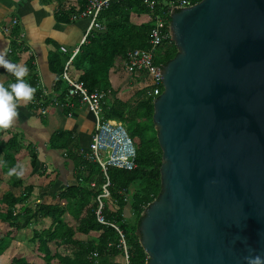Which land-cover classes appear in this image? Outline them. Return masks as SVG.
<instances>
[{"label": "water", "instance_id": "obj_1", "mask_svg": "<svg viewBox=\"0 0 264 264\" xmlns=\"http://www.w3.org/2000/svg\"><path fill=\"white\" fill-rule=\"evenodd\" d=\"M177 53L158 67L160 193L135 231L146 264L264 256V0L173 10Z\"/></svg>", "mask_w": 264, "mask_h": 264}, {"label": "trees", "instance_id": "obj_2", "mask_svg": "<svg viewBox=\"0 0 264 264\" xmlns=\"http://www.w3.org/2000/svg\"><path fill=\"white\" fill-rule=\"evenodd\" d=\"M152 1L159 2L155 12L148 9L144 0L112 2L100 14L102 29L92 32L87 42L80 47L71 66L72 75L74 71L81 72L77 79L88 91L105 92L103 117L124 124L136 149L135 168L132 171L115 168L107 170L110 181V201H113L118 208L111 211L105 202L104 210L105 218L108 221H115L125 233L129 246V264H146L147 262V256L139 244L135 231L141 213L160 193L161 150L152 122L154 98L147 96L146 90L137 91L126 100L118 98L117 91L112 90L109 71L118 60L125 59L129 52L149 48L148 36L153 26V17L168 11L163 6L162 0ZM187 1L193 5L201 0ZM82 2L84 4L83 0ZM131 14H150L152 17L148 23L135 25L130 21ZM70 15L61 13L66 21ZM176 53V47L174 43H171L165 50H160L156 63L165 65L174 58ZM68 57L69 55H62L59 52V54H51L49 58L50 67L57 76L53 92L60 103H66L68 99L66 97L67 84L61 77L63 64ZM32 69L29 63L28 70L32 71ZM33 79L34 77L31 78L30 85L35 88ZM35 96L40 101L41 94L37 90ZM56 136L55 139L66 141L68 147L65 148L66 156L75 165L77 184L60 190L58 198L59 201H64L63 205L38 203L33 208L28 207L27 199L33 191L31 186L22 188L18 194L9 192L2 196L0 222L7 224L12 230L26 229L39 218L51 220L47 229L39 231L34 229L31 238L32 243H38V252L42 254L41 261L28 263L24 259H14L11 264H110L115 256L120 255L115 247L118 236L112 228L98 224L94 216L97 206L95 198L100 192V185L104 183L101 169L98 164L88 162L78 156L77 151L73 152L68 145L71 140L65 137L64 132ZM14 150L13 139L6 144L0 142V155L3 156L1 169L8 174L11 187L19 189L22 184L21 178L9 175L10 169L17 165V160L11 153ZM31 165L33 167L36 165L34 155L31 157ZM91 183H95L94 188L90 187ZM126 206L130 207V218H126L123 213ZM66 213L74 219L75 227H70L64 222L63 216ZM90 232L99 233L97 240L81 241L74 238L76 234L87 235ZM5 240H0V251L3 249L2 243ZM54 241L68 247L70 253L67 255L52 253L48 244ZM94 253L96 257L93 256Z\"/></svg>", "mask_w": 264, "mask_h": 264}, {"label": "crops", "instance_id": "obj_3", "mask_svg": "<svg viewBox=\"0 0 264 264\" xmlns=\"http://www.w3.org/2000/svg\"><path fill=\"white\" fill-rule=\"evenodd\" d=\"M82 5V0H0V48L7 49L6 58L12 63L27 68L29 63L31 64L33 69L24 80L31 84V78L34 77L32 81L34 83L38 81V87L35 88L41 94L40 101L34 96L32 102L20 104L19 118L13 127L0 129V142L6 144L11 139L14 140L15 150L11 153L14 154L17 164H23L26 169L25 175L21 178V188L11 187L8 174L1 169L3 156L0 155V199L9 192L18 194L22 188L31 186L33 191L27 199L28 207L33 208L38 203L63 205L64 201H59L58 198L60 190L77 184L75 165L66 156L68 148L66 141L55 137L64 132L65 137L71 140L68 145L72 151H77V155L83 158L89 152L94 118L87 107L76 100L67 99L66 103L57 100L53 92L57 76L50 67L49 58L53 53L59 54L60 47L68 50L67 54H62L68 56L79 46L88 23L86 20L72 21L71 15ZM61 13L70 15L67 21ZM151 17L150 14H131L130 21L135 25H141L150 22ZM13 21L16 25H13ZM8 27L12 28L10 33L6 31ZM121 61L122 59L118 60L109 71V81L112 90L117 91L118 98L119 89L125 83L129 86L134 81L123 72ZM80 74L79 71L73 73L75 78ZM121 75L125 80L122 81L124 83L122 85L119 84ZM0 77L5 78V87L16 82V78L6 73L2 67ZM139 88L140 86H137L135 92ZM41 104L47 111L45 115L39 114ZM33 155L36 157L34 167L31 165ZM106 205L111 211L118 208L113 201H107ZM123 213L130 217V207L126 206ZM63 218L68 226L75 227V221L71 216L66 213ZM50 224L49 218H39L28 228L15 231L0 222V240L6 238L0 251V264H11L14 259H24L28 263L40 262L42 254L38 252V243L31 242L33 230L47 229ZM98 236L99 233L90 232L87 235L76 234L74 238L90 241L97 240ZM48 247L52 253L57 252L61 255L70 253L68 247L55 241L49 243ZM123 263L121 255L110 261V264Z\"/></svg>", "mask_w": 264, "mask_h": 264}, {"label": "built area", "instance_id": "obj_4", "mask_svg": "<svg viewBox=\"0 0 264 264\" xmlns=\"http://www.w3.org/2000/svg\"><path fill=\"white\" fill-rule=\"evenodd\" d=\"M83 1V8H77L71 15V20H86L88 24L79 46L75 48L65 60L61 77L67 84L66 97L71 100H76L81 105L86 106L94 118V131L91 135L89 152L83 157L88 162L98 164L104 177V183L100 185V192L95 198L97 206L94 211V216L98 224L112 228L117 233L118 238L115 247L124 260L123 264H129V246L125 233L115 221H108L105 218L104 210L105 202L111 200L109 191L110 181L107 176V170L109 168H115L132 171L135 168L136 149L124 124L103 117L102 107L105 104V92L98 90L92 92L88 91V89L71 74V66L80 47L87 42V38L92 32L102 29L99 20L100 14L103 10L107 9L112 2L120 0ZM144 4L151 12H155L159 2L144 0ZM162 4L168 11L153 17V26L148 36L149 48L129 52L127 57L121 61L123 72L136 81V85L138 87L140 86L139 90H146L147 96H152L154 99H156L163 90L162 82L159 78L158 67L164 64L156 63L159 59L160 50H165L168 45L173 43L169 35L170 13L176 9L180 10L192 6L187 0H162ZM12 23L16 25L15 21ZM11 29L12 28L8 27L6 31L10 33ZM59 50L62 54L68 53L65 47H60ZM35 87H38V81L35 82ZM46 113V109L41 104L39 114L45 115ZM90 187L94 188L95 183H91ZM109 246L111 245L109 244ZM93 256L96 257V253H94Z\"/></svg>", "mask_w": 264, "mask_h": 264}, {"label": "clouds", "instance_id": "obj_5", "mask_svg": "<svg viewBox=\"0 0 264 264\" xmlns=\"http://www.w3.org/2000/svg\"><path fill=\"white\" fill-rule=\"evenodd\" d=\"M7 49L0 48V67L16 78L15 83L5 87V78L0 77V129L6 130L14 126L19 118L18 108L21 103L33 101L36 88L24 80L29 74L26 66L14 64L6 58ZM26 169L23 164H17L9 171L10 176L22 178ZM245 264H264V256L256 254L255 249L248 248V255L243 257Z\"/></svg>", "mask_w": 264, "mask_h": 264}, {"label": "rangeland", "instance_id": "obj_6", "mask_svg": "<svg viewBox=\"0 0 264 264\" xmlns=\"http://www.w3.org/2000/svg\"><path fill=\"white\" fill-rule=\"evenodd\" d=\"M125 81L124 80V77L121 75L120 78H119V84L121 83L124 84L123 82ZM125 83V85H123L120 89H119V95H120V98H122L123 100H126L128 99L129 97H131L134 93H135V90L137 88V85H136V81H133L131 85H127ZM126 218H130V217H126ZM130 222L132 223L133 222V219L131 218Z\"/></svg>", "mask_w": 264, "mask_h": 264}]
</instances>
